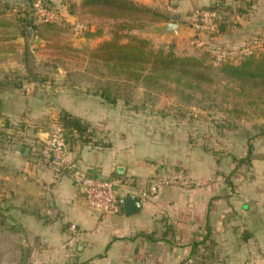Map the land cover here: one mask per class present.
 I'll return each instance as SVG.
<instances>
[{
    "label": "rangeland",
    "instance_id": "rangeland-1",
    "mask_svg": "<svg viewBox=\"0 0 264 264\" xmlns=\"http://www.w3.org/2000/svg\"><path fill=\"white\" fill-rule=\"evenodd\" d=\"M35 1L0 0V21L4 23L0 25V89L6 84L38 89L59 85L96 94L107 89L116 98L106 109L111 133L126 132L147 157L162 153L161 173L167 174L181 192L207 191L205 216L210 220L202 229L215 231L223 213L225 217L232 216L229 208L240 200L249 180L264 176L253 172L254 167L264 168V80H238L217 71L225 60L235 63L248 54L264 56V0H133L162 13L164 17H158L159 22L146 21L157 16L153 12L135 11L127 17H111L109 9L93 5L91 0H39L54 16L51 25L41 28L34 27L44 23L33 10ZM204 8L217 12L213 32L199 33L195 28L196 12ZM174 11L182 17L183 24L192 28L193 34H176L172 38L159 35L156 27L172 20ZM137 16L145 19L143 27H118L121 23H139L138 18L133 19ZM97 30H101V35H87ZM113 31L121 41L126 40L121 37L124 33L152 35L167 40L149 38L154 47H172L177 54L201 56L212 67L211 79L193 88L164 81L162 86L153 85L129 74L126 66L91 58L90 50L110 38ZM194 38L203 44L195 45ZM34 123L40 126L38 121ZM57 124L61 125L59 119L49 133ZM25 126L29 128L24 120L9 123L1 119L0 141L10 137L12 129L18 135ZM64 131L69 149L87 140L97 146L112 142L110 129L100 125L88 124L81 134L65 128ZM166 201L174 206L181 201L182 207L159 208L156 214L160 223L156 228L189 229L192 219L201 216L184 208L191 201L189 198L172 197ZM3 219L0 216V264L56 261V255L42 252L44 238L22 237L19 231H9L6 227L11 224ZM146 236L141 234L143 245H153L158 240ZM215 245L212 236L196 242L198 251L200 247H208L209 251L197 253L195 261L216 264Z\"/></svg>",
    "mask_w": 264,
    "mask_h": 264
},
{
    "label": "crops",
    "instance_id": "crops-1",
    "mask_svg": "<svg viewBox=\"0 0 264 264\" xmlns=\"http://www.w3.org/2000/svg\"><path fill=\"white\" fill-rule=\"evenodd\" d=\"M172 14L181 25V33L177 34H193L192 28L181 22L178 12ZM109 104L96 93L59 85L38 89L6 84L0 89V120L9 123L24 120L29 127H23L18 135L12 129V135L0 141V216L11 224L6 229L19 231L22 237L44 238L46 245L42 252L56 255V261L50 264H209L210 261H195L197 253H208L209 249L200 247L198 251L194 244L211 236L216 242V264H264V176L249 180L240 200L229 208L232 216L225 217L222 212L215 231L202 229L206 220H210L205 216L208 192L190 189L181 192L171 179L156 196L141 199V208L135 214L121 212L105 217L84 203L71 179L57 169L40 147L51 125L64 112L81 118L87 125L110 129L109 145L97 146L88 141L74 145L69 151L72 158L93 174L114 178L120 193L137 195L155 176L168 177L161 173L162 153L147 157L126 132L111 133L106 111ZM253 172L264 175V168L254 167ZM172 197L189 198L191 201L184 208L194 215L200 213V217L192 219L189 229L156 228L160 223L156 214L159 208L182 207L181 201L169 205L166 200ZM141 234L158 240L153 245L152 242L143 245Z\"/></svg>",
    "mask_w": 264,
    "mask_h": 264
},
{
    "label": "trees",
    "instance_id": "trees-1",
    "mask_svg": "<svg viewBox=\"0 0 264 264\" xmlns=\"http://www.w3.org/2000/svg\"><path fill=\"white\" fill-rule=\"evenodd\" d=\"M93 5L109 9L111 17H127L135 11L153 12L157 16L146 19L147 22H159L164 15L159 11L154 12L149 7L134 2L133 0H91ZM159 17V18H158ZM140 18V17H133ZM1 20V19H0ZM145 19H139V23H121L120 28L133 29L144 26ZM4 24L0 21V25ZM51 25V22L39 23L34 26L41 28ZM1 30V29H0ZM88 36H99L101 30L95 33L87 32ZM120 35L113 31L110 38L99 42L90 50V57L104 63H118L127 67L129 74L141 79L148 84L161 85L162 81L173 83L176 87L193 88L202 81H209L211 65L205 63L201 56L191 54H177L172 47L164 49L162 46L154 47L149 38L136 35L135 33H124L125 41L120 40ZM2 40V39H0ZM1 46V45H0ZM1 49V48H0ZM217 71L228 77L238 80H264V56L248 54L238 62L225 60L219 64ZM97 95L106 103H114L116 98L112 97L107 89ZM59 121L62 127L68 131L81 134L87 127L81 118L69 113H61ZM88 141V140H87ZM86 141V142H87ZM85 142V141H83ZM82 142V143H83Z\"/></svg>",
    "mask_w": 264,
    "mask_h": 264
},
{
    "label": "built area",
    "instance_id": "built-area-1",
    "mask_svg": "<svg viewBox=\"0 0 264 264\" xmlns=\"http://www.w3.org/2000/svg\"><path fill=\"white\" fill-rule=\"evenodd\" d=\"M32 7L40 20L52 22L53 14L39 0L35 1ZM217 18L216 10L210 8L200 9L196 12L195 28L199 33L213 32L216 30ZM192 42L197 46L203 44L198 38H194ZM43 153L55 164L59 171L67 174L88 207L104 215L122 212L127 195L118 191V182L114 178L93 174L89 171V168L84 167L78 160L71 157L62 125L57 124L48 133L43 141ZM168 180L167 177L163 176L155 177L137 195L130 196H137L142 200L156 196L160 187L164 183L167 184ZM71 228L74 229L75 225L72 224Z\"/></svg>",
    "mask_w": 264,
    "mask_h": 264
},
{
    "label": "water",
    "instance_id": "water-1",
    "mask_svg": "<svg viewBox=\"0 0 264 264\" xmlns=\"http://www.w3.org/2000/svg\"><path fill=\"white\" fill-rule=\"evenodd\" d=\"M181 25L177 22V17L173 16V19L170 21L163 22L159 26L156 27L159 35L164 37H173L175 36ZM141 208V199L138 197L127 195L125 197L122 213L124 215H131L137 213Z\"/></svg>",
    "mask_w": 264,
    "mask_h": 264
}]
</instances>
